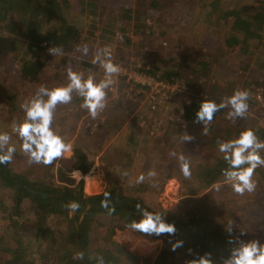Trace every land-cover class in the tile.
Wrapping results in <instances>:
<instances>
[{"label":"trees","instance_id":"trees-1","mask_svg":"<svg viewBox=\"0 0 264 264\" xmlns=\"http://www.w3.org/2000/svg\"><path fill=\"white\" fill-rule=\"evenodd\" d=\"M96 1L0 0V40L8 37V39L20 38L23 45L28 46L29 51L40 48L41 43L45 44L42 48L44 51L59 47L58 52L51 53L54 59L62 53L60 57L63 61H69L68 68H75L79 61L71 55L76 52L78 41L82 36L75 23L83 25L85 21L77 19L80 16L84 17L85 12L93 28L101 24L105 30L107 26L115 22L117 29L112 32L108 40L115 42L114 38L116 37L117 41V37L121 36V43L123 42L125 46L131 41L130 35L126 36L127 32L134 36L145 35L146 32L157 34L158 29L156 30L154 26H144L141 21L142 17H145L147 21L153 18L161 19L156 14L164 8L158 0H130L129 2L128 0H99L98 3ZM208 1L199 2L200 10L194 16L195 22L201 25L208 20L226 27L230 25L229 38L232 39V43L227 45V48L234 49L239 46L231 52V59L233 57L239 59L243 56L253 58L257 49L255 46L264 40V0H238L235 6H229L231 9H227L221 2H218V6L213 4L211 6ZM106 3L110 4L107 8ZM146 9L149 11H147L148 15L144 13ZM239 35L243 38L242 42L236 40ZM141 43L140 41L138 48L144 49L145 46ZM3 50L9 53L7 49ZM116 53L113 55V62L119 66L126 65L128 62L126 56L121 55L124 52L118 50ZM142 55L152 60L146 62L152 76L159 74L158 79L169 84L174 83V79L180 78L184 82L183 89L192 94L190 101L180 111L181 119L188 127L205 129V139L196 147L200 157L190 165L191 177L187 178L195 183V192L202 193L213 184L226 179L223 172L231 169V165L224 159L225 155L230 153L220 152L219 142L235 140L245 129L253 130L258 139L264 141V127L259 122L260 118H264V100L259 102L254 96L257 106H262V108L259 107L262 112L255 117L246 113L247 115L243 117L230 118L229 113L233 109L225 105L214 114L211 123L197 122L196 111L201 102L213 101L202 97L211 59L208 57L204 60L194 59L189 56L183 58L191 70L188 76L184 77V70L160 73L158 68L160 61L157 60L158 48L152 53L146 50ZM20 63L19 70L16 72L17 78L22 81L23 86L32 87L37 95L39 78L48 62L29 53ZM80 64L86 70L93 67V63L80 62ZM262 66L264 68V62ZM142 72L148 73L145 70ZM71 95L75 108L81 109L82 97L77 91ZM247 103L250 104L249 101ZM11 112L12 110L8 108L7 114ZM59 115L60 113L58 117ZM222 117L226 119L221 122L219 120ZM240 119H243L240 126L230 124ZM56 121L57 119L52 122L56 123ZM4 122V116L0 115V124ZM209 124H212L210 128H208ZM115 128L118 127L115 126ZM257 152L264 157V148L257 149ZM16 156L18 153L14 154L10 163L0 164V254L4 252L8 256L6 260L0 258V264H36V261L40 264H99L101 257L104 264H139L140 262L148 264L149 258L135 257L132 253L133 247L129 246L133 249L129 252L114 237L115 229L131 227L132 222L142 219L144 210L160 214L164 222L173 223L175 226L174 234L159 236L137 231L139 234L150 236L152 240L163 242L158 259L159 261L167 260L169 264H176L174 263L176 260H181L180 264H190L191 261L198 260L202 256L210 259L211 264H224L231 258L233 250L238 249L239 243L237 246L235 243L238 238H241V241L245 238H253L256 234L254 231L258 234L263 232L259 225L264 223V167H258L253 173L255 177L260 175L263 186L258 189L259 193L262 190V196L257 205L262 212V218L255 227L249 226L240 231L238 228L221 226L215 221L211 202L205 196L197 199L189 198L193 193L190 188L189 190L185 188L187 190L183 196L186 201H183L182 207L179 210L170 211H164L161 206L153 208L146 204L145 190L139 184L135 193H129L117 179L99 194L84 195L82 181L76 182L71 174L89 172L93 162L78 145L72 147L69 158L60 161V168L56 173L49 172L52 164L47 166L33 164L25 171L21 167L19 170L14 169L19 159ZM246 167H248L247 164L241 166V168ZM169 178L163 175L159 181L160 190ZM96 182L95 176L87 175L84 191L96 193ZM2 197H5L4 202ZM71 202L78 203L79 208L72 211L69 207ZM136 205L140 206L139 209ZM229 211L233 213L231 207ZM26 212L31 214L33 222L23 218ZM99 216L112 218L113 226L99 225L97 219ZM27 228L30 230L28 231ZM95 239H98L100 243L94 247L91 242ZM129 241L133 242V245L138 244L139 247L145 244L139 237H132ZM176 241H182V246L172 251L171 247ZM143 251H150V245L146 244ZM78 253H83V259L76 258Z\"/></svg>","mask_w":264,"mask_h":264},{"label":"rangeland","instance_id":"rangeland-1","mask_svg":"<svg viewBox=\"0 0 264 264\" xmlns=\"http://www.w3.org/2000/svg\"><path fill=\"white\" fill-rule=\"evenodd\" d=\"M158 1L164 8L159 14H156L161 19L153 18L147 21L145 17H142L141 21L144 26H154L156 30L158 29L157 34L146 32L145 35L134 36L127 32L126 36L130 35L131 41L126 46L123 42L121 43V36L117 37V41L115 37V42L108 40L112 32L117 29L115 22L107 26L105 30L101 24H97L96 29L92 27L85 12L84 17L80 16L77 19L84 20L83 25L80 26V23H75L82 36L78 41L76 52L71 56L77 58L79 63L75 68H69L81 74L82 79L93 78L96 82L107 79L101 66L102 62L108 58L103 51L105 46L107 51L111 53L112 62L113 55L117 54L118 50L124 52L121 55L126 56L128 62L126 65L119 66L121 68L120 73L112 77V84L105 90L107 93L106 107L95 119H92L85 109L75 108L73 99L68 103L69 105L57 104L54 109L53 120L57 119V121L56 123L52 122V130L63 137L65 142L71 145V149L75 145L80 146L93 162L89 172L85 174L73 172L71 177L76 182L82 181L84 195L99 194L107 186L114 183L116 179L129 193H135L139 184L145 190V203L153 208L161 206L164 211L179 210L183 201H186L183 193L190 188L193 193L192 197L189 198L197 199L205 196L211 202L213 218L221 226H230L232 229L238 228L240 231L249 226L255 227L262 218V212L257 208L262 196V190L259 193L258 189L264 186H262L259 174L256 177L253 175L252 178L256 184L255 190L238 195L231 186L233 181L226 179L213 184L202 193H196L195 183L191 179H186L180 171L178 157L183 155L191 165L200 157L196 147L204 141L206 136L203 127L190 128L181 119L180 109L192 97L191 93L183 89V80L174 79L175 82L169 86L162 82V86L157 85L150 92L137 87L135 82L142 80L143 76L137 75L142 73V70L148 72L144 74L152 77L151 69L148 68V64L146 65V62L152 60L142 55L146 50L152 53L158 48L159 57L157 60L160 61L158 64L160 73L184 70V77L188 76L191 70L183 58L189 56L204 60L205 57H208L211 59V67L202 97L211 99L212 102L231 106L227 100L234 90L246 89L250 93L248 99L250 109L248 107L247 113L255 117L256 114L262 112L260 110L262 106H259L260 108L257 106L254 96L259 102L264 100V68L262 66L264 62V40L255 46L257 49L253 58L249 59L243 56L239 59L234 57L231 59V52L239 46L234 49L227 48V45L232 43V39L229 38L230 25L226 27L208 20H205L201 25L195 22L194 16L200 10L199 2L201 0ZM237 1L209 0L208 2L211 3V6L212 4L218 6V2H221L227 9H231ZM98 2L99 0L96 1V3ZM109 5L106 3V8ZM144 11L148 15L149 11L147 9ZM105 13L108 14L107 11ZM8 38L0 40V115H3L5 119V122L0 124V132H7L11 136L9 145H15L17 149L14 154L18 153L16 157L19 159L13 168L19 170L21 167L25 171L35 163L30 164L28 162V155L22 152L20 148L22 141L13 129L17 123L25 118L20 104L30 100L36 94L32 87L21 84L22 81L17 78L16 72L19 70L21 60L30 53L42 61L48 62L39 78V85L42 84L47 88L66 86L69 83L67 78L69 61H63L60 57L62 53L54 59L49 48L48 50L45 48L47 51L42 49L45 46L44 43L40 44V48L32 49L31 52L27 45H23L22 39ZM236 40L242 42L243 38L239 35ZM140 41L145 46L144 49L138 48ZM85 44L88 48L87 54L83 51ZM3 49H7L9 53ZM97 56H99V62H94ZM80 62L93 63V67L86 70ZM155 77L159 78V74H156ZM4 85L7 87L5 88ZM74 92L76 90L72 91V93ZM43 99L46 100L47 97L45 96ZM8 108L12 110L10 114H7ZM225 119L222 117L219 121L222 122ZM242 120L229 123L240 126ZM259 122L264 127V118H260ZM211 125L209 124L208 128ZM184 134L191 136L192 139L184 140ZM6 149L7 145L5 146ZM171 153H176V155H171ZM70 155L71 151L55 160L49 172L56 173L60 168V161L69 158ZM141 174L144 175V182L137 183V177ZM87 175L96 177V193L84 191ZM163 175L170 178L166 179L160 190L159 181ZM36 176L38 175L36 174ZM257 190L258 192H256ZM4 198L2 197L3 202ZM230 207L233 213L229 211ZM31 217L29 212L23 216L24 219L33 222ZM97 219L99 225L113 226L111 224L113 223L112 218L108 216H99ZM260 227L263 231L261 234L254 231L256 234L253 238H245L241 241V238H238L235 241L236 246L239 243L237 248L243 243L254 240L264 245V223H260ZM100 229L102 230V227ZM27 230L29 231L30 228ZM115 234V240L125 246L129 252L131 249L129 246L133 247L134 250H131L134 252L132 253L137 258H149L147 259L148 264H169L167 260L161 259L159 261L158 259L164 245L162 241L152 240L150 236L139 234L132 227L122 230L115 229ZM132 237H139L145 244L141 247L138 244L133 245V242L129 241ZM97 240L91 242L92 246H97ZM98 243H100L99 240ZM146 244L150 245V251H143ZM0 258L6 260L8 256L3 252L0 254ZM180 262L182 261H174L176 264H180ZM35 263L40 264L38 261Z\"/></svg>","mask_w":264,"mask_h":264},{"label":"clouds","instance_id":"clouds-1","mask_svg":"<svg viewBox=\"0 0 264 264\" xmlns=\"http://www.w3.org/2000/svg\"><path fill=\"white\" fill-rule=\"evenodd\" d=\"M58 51L59 47L49 49L50 53ZM83 51L87 54L86 44L83 46ZM103 51L108 57L101 65L107 79L99 82H96L93 78L84 80L81 78V74L69 68L67 71L69 83L66 86L47 88L41 84L37 88L36 96L20 104L25 118L14 126L13 131L20 137L22 141L21 151L28 155L30 164L51 165L66 152L71 151V145L54 132L51 125L56 105L70 103L73 90H76L82 97L83 102L80 106L87 111L92 119H95L106 107L107 93L105 90L112 84V77L120 73V67L112 62L111 53L107 51L106 46ZM94 62H99V56L94 59ZM45 96L47 97L46 100L43 99ZM249 96L250 93L246 89L234 90L227 100V103L233 109L229 113L230 118L243 117L247 113ZM223 107H225L224 103L217 105L208 100L201 102L199 109L196 111V121L211 123L214 114ZM183 139L191 140L192 137L184 134ZM10 140L11 136L7 132H0V164H7L13 160V155L17 149L15 145H9ZM6 145L7 149L5 151ZM262 148H264V141L259 140L251 129L243 130L235 140L218 143L220 152L230 153V155H225L224 159L231 165V169L225 170L223 175L227 180L233 181L231 186L238 195L255 190L256 184L252 177L255 169L264 167V157H261L257 152V149ZM171 155H176V153H171ZM178 159L183 176L186 179L190 178L189 162L183 155H180ZM244 164H247L248 167L241 168ZM143 182L144 175L141 174L137 177V183ZM69 207L72 211H75L79 208V204L71 202ZM136 207L139 209L140 206L136 205ZM130 226L139 232L157 236L174 234L176 231L173 223L164 222L160 214L148 210H144L142 219L132 222ZM180 246H182V241H176L171 250L175 251ZM76 258L83 259V253H78ZM99 264H104L102 257L99 258ZM190 264H211V260L202 256L198 260L191 261ZM224 264H264V245L255 240L242 244L238 249L233 250L231 258L226 260Z\"/></svg>","mask_w":264,"mask_h":264},{"label":"built area","instance_id":"built-area-1","mask_svg":"<svg viewBox=\"0 0 264 264\" xmlns=\"http://www.w3.org/2000/svg\"><path fill=\"white\" fill-rule=\"evenodd\" d=\"M137 75H139L140 77H142V76L143 77H142V80L135 82L136 83V86L137 87H142V89H145V90H147L149 92H150V90L151 91L154 90L157 87V85H161V86L163 85L162 84L163 81L159 80L158 78H156L154 76L150 77V76L144 74L143 72L140 73V74H137ZM170 84L167 83L168 86Z\"/></svg>","mask_w":264,"mask_h":264},{"label":"crops","instance_id":"crops-1","mask_svg":"<svg viewBox=\"0 0 264 264\" xmlns=\"http://www.w3.org/2000/svg\"><path fill=\"white\" fill-rule=\"evenodd\" d=\"M83 174V173H82ZM97 243H98V240L96 241ZM155 242H157V241H155ZM152 243H154V241H152ZM136 257V256H135Z\"/></svg>","mask_w":264,"mask_h":264},{"label":"water","instance_id":"water-1","mask_svg":"<svg viewBox=\"0 0 264 264\" xmlns=\"http://www.w3.org/2000/svg\"><path fill=\"white\" fill-rule=\"evenodd\" d=\"M44 197H46L45 195H43Z\"/></svg>","mask_w":264,"mask_h":264}]
</instances>
